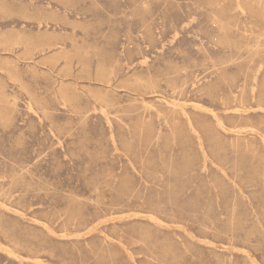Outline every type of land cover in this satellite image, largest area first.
<instances>
[{
	"label": "rangeland",
	"instance_id": "374dc122",
	"mask_svg": "<svg viewBox=\"0 0 264 264\" xmlns=\"http://www.w3.org/2000/svg\"><path fill=\"white\" fill-rule=\"evenodd\" d=\"M0 264H264V0H0Z\"/></svg>",
	"mask_w": 264,
	"mask_h": 264
},
{
	"label": "bare ground",
	"instance_id": "6f19581e",
	"mask_svg": "<svg viewBox=\"0 0 264 264\" xmlns=\"http://www.w3.org/2000/svg\"><path fill=\"white\" fill-rule=\"evenodd\" d=\"M80 235V234H79ZM63 236V235H62Z\"/></svg>",
	"mask_w": 264,
	"mask_h": 264
}]
</instances>
